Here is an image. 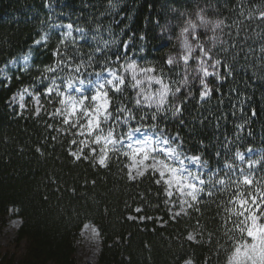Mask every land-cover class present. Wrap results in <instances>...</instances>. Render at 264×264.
Returning <instances> with one entry per match:
<instances>
[{
	"label": "clouds",
	"instance_id": "9594fccd",
	"mask_svg": "<svg viewBox=\"0 0 264 264\" xmlns=\"http://www.w3.org/2000/svg\"><path fill=\"white\" fill-rule=\"evenodd\" d=\"M36 3L42 7L34 6L27 18L31 41L0 62V89L11 88L14 76L24 81L5 100L8 111L52 131L72 164L83 161L93 172L106 173L100 177L105 183L111 176L113 195L135 188L145 204L133 213H143L145 205L161 209L147 218L126 213L116 218L118 224L155 219L166 228L170 221H192L173 237L178 247L168 264H264V125L253 131L255 105L251 115L243 111L253 98L264 102V0H80L75 12L65 0ZM7 22L19 25L20 13ZM3 45L12 47L7 38ZM49 53L47 62H37ZM227 81H233L231 111L240 117L232 134L186 141L179 126L192 128L181 118L184 105L195 100L198 108L205 101L210 106L213 89L219 92ZM36 152L45 155L39 147ZM148 181L159 189L150 190L159 203L149 204L140 191ZM48 182L59 191L54 175ZM84 185L95 188L96 181ZM132 199L125 197L121 211L133 207ZM89 203L91 211L73 209L72 217L77 243L95 264L112 230L105 226L116 228L110 215L116 209L95 194ZM209 210L214 224L205 215ZM9 212L18 217L20 208ZM23 223L11 220L16 228ZM130 240L131 232L123 240L117 235L107 247L123 249ZM171 247L169 241L166 250ZM143 249V260L154 264L152 245L145 241ZM116 259L133 264L123 251Z\"/></svg>",
	"mask_w": 264,
	"mask_h": 264
},
{
	"label": "trees",
	"instance_id": "16d2710c",
	"mask_svg": "<svg viewBox=\"0 0 264 264\" xmlns=\"http://www.w3.org/2000/svg\"><path fill=\"white\" fill-rule=\"evenodd\" d=\"M92 2L93 0H88V3ZM147 2L148 0H145V4ZM79 3L80 0H65V4L73 12L77 11ZM34 6L42 7L36 3V0H0V62L3 61L5 53L10 56L31 41L33 29L27 23V18ZM79 10L87 11L83 8H79ZM144 10L141 8V13ZM12 13H20L21 23L19 25L7 22L11 19ZM139 22L140 18L138 17L136 24L139 25ZM123 23L124 21H121V24ZM5 38H7V43L11 44V49L4 47ZM49 58L50 53L43 60L37 62L45 63ZM23 82V80L16 81L14 76L11 88L0 89V233L11 219L23 218L24 220L23 226L16 229L13 238V242L17 246H22V252L18 256L9 255L3 253L0 248V264H50L51 261H55V264H78L75 259L77 237L74 234L77 225L72 217V210L91 211L92 205L89 203V197L93 194L105 202L111 200L110 208L116 209L115 212L110 213L116 228H112L111 225L105 226L106 230L110 228L112 230L109 231L104 242L103 252L98 256L96 264H121L116 259L121 251L133 256V264H146V261L143 260L145 241L153 247L154 264H168L166 258L172 255V249L178 247L177 241L173 237L178 232H184L183 223L192 221H181L180 223L170 221L166 228L157 227L155 219L151 221L145 219L142 225L136 221L131 223L126 221L123 225L118 224L116 218L123 217L126 213L137 216L144 215L147 218L161 214V209L153 211L145 205L143 213H133L134 207L138 204H145L144 200L139 199L135 188L128 193L121 191L119 194L113 195L109 191L114 184L111 176L107 177L105 183L100 177L107 175L106 173L93 172L83 161L72 164V157L64 151V146L54 143L52 131H47L46 127L39 126L37 121L32 120L30 116L29 119L15 118V113L8 111L5 100ZM211 83L215 84V80H211ZM232 83L233 81H227L221 84L219 92L213 89L212 99L215 103L210 106L208 101H205V107L198 108L195 100H189L184 105V116L181 118L185 121V125L192 128V132H188L184 125L179 126V131L185 136L186 141L193 138L209 140L217 132L221 138L225 133L232 134L233 125L240 118L231 111L235 97L227 98L230 95L229 85ZM240 90L247 91V89ZM196 91L198 95L199 89ZM250 95L254 94L250 93ZM254 105L259 119L254 121L253 131L264 125V102L256 101L253 98L249 106L243 110L246 114L251 115L250 109ZM222 112L226 114V119L217 120L216 118L220 117ZM204 117L207 118L203 119ZM40 119H46V117ZM217 124L219 128L216 127ZM172 128L175 131L176 125H172ZM45 136H47L46 142ZM66 144L67 140L64 142V145ZM37 147L45 153L44 157L36 152ZM21 148L23 151L20 150ZM49 174L56 177L58 185H60L58 192L53 190L54 186L51 182L44 183ZM92 179L96 181L95 188L88 185L82 186L83 181ZM73 188L75 195L71 192ZM41 189L47 192V200L42 198ZM150 190L159 192V189L150 181L141 184L140 191L145 193L149 204L159 203V196L151 195ZM133 196L136 198L132 199ZM125 197L132 199L133 203V207L127 208L126 212L121 211ZM15 206L20 208L18 217L9 212V208ZM162 214L167 220V213ZM205 215L211 223H215L212 218V210L206 211ZM141 227L146 230L154 228L155 232H142L140 231ZM128 232H131V240L126 247L123 249L119 245L111 249L107 247V244L115 236L119 235L123 240L124 235ZM169 241H171L172 247L166 250ZM192 247L196 248L195 245ZM196 250L198 253L204 251L199 248ZM202 258V254L199 255V259Z\"/></svg>",
	"mask_w": 264,
	"mask_h": 264
},
{
	"label": "rangeland",
	"instance_id": "374dc122",
	"mask_svg": "<svg viewBox=\"0 0 264 264\" xmlns=\"http://www.w3.org/2000/svg\"><path fill=\"white\" fill-rule=\"evenodd\" d=\"M12 220V219H11ZM11 220L2 229L0 233V248L3 253H8L9 255H19L22 252V246H17L14 241V234L16 227L12 226ZM75 259L78 264H93L94 258L91 252L83 245L76 242V253ZM97 258H95L96 264Z\"/></svg>",
	"mask_w": 264,
	"mask_h": 264
},
{
	"label": "snow or ice",
	"instance_id": "6c2138e0",
	"mask_svg": "<svg viewBox=\"0 0 264 264\" xmlns=\"http://www.w3.org/2000/svg\"><path fill=\"white\" fill-rule=\"evenodd\" d=\"M251 234V233H250Z\"/></svg>",
	"mask_w": 264,
	"mask_h": 264
}]
</instances>
